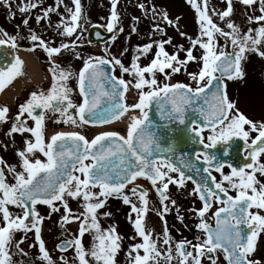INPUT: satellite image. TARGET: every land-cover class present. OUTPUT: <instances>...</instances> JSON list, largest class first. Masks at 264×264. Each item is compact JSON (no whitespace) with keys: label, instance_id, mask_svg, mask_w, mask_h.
<instances>
[{"label":"snow or ice","instance_id":"snow-or-ice-1","mask_svg":"<svg viewBox=\"0 0 264 264\" xmlns=\"http://www.w3.org/2000/svg\"><path fill=\"white\" fill-rule=\"evenodd\" d=\"M60 2L61 0H57L58 4ZM72 2L75 4V12L66 9L71 13L70 26L57 25V29H63L60 35L66 37H73L77 32L78 21L82 16L80 0H72ZM117 2L118 0H112V14L107 23V30L110 33L113 32L119 19L116 12ZM188 2L196 10L200 36L196 39L189 37L191 47L185 50L180 46L178 51L171 55L165 50V44H172L171 39L157 41L155 46L158 50L155 58L144 67H141L138 61L141 55H148L154 46L153 43L137 48L135 51L138 55L133 57L130 67H126L116 57L82 58L80 54L75 53L74 41L61 43L59 47H51L50 42H46L35 33L31 34V41L36 42V46L47 54L52 84L47 92L40 90L30 94L29 99L19 106L18 115L14 117L11 128L6 133L7 136H12L14 133L21 135L30 133L35 138V142L25 140V149L16 153L22 169L20 172L16 171V166H8L0 159V165L3 166L0 167V214L3 222V226H0V264H13L10 249L14 244L19 248V243H23V240L19 243L14 242L16 231H23L25 234L34 232L35 241L42 254L40 258L46 264H55L41 238L40 225L45 217L40 216L37 205H47L51 212L55 213L60 211V208L55 206L56 202L60 203L65 212L61 220L62 227L65 223L80 221L78 236L59 245V250L67 251L70 246L74 247L76 253L74 259L78 260V264H93V262L115 264L114 258L120 251L121 237L114 226H110L107 230L102 229L97 216L98 210L105 207L110 197L122 200L124 205H130L131 212L137 214L134 222L131 220V213L129 218L143 243L135 244L130 248L128 256L131 264H159L160 259H164L166 264H171L174 259L177 260V264H201L202 257L211 260V264H217L218 257L214 258V255L218 252L223 253L227 264H261L252 256L257 250L258 237L264 233V183L257 179V173L264 177V163L259 160L264 154V122H254L240 112L236 103L230 100L223 81L243 79L241 61L246 59V53H256L264 58V50L258 47L264 43V27L256 29L253 35L252 28H249L247 33H241L238 26L226 21V27L230 31H224L209 17L208 0H204V10H201L195 0ZM226 2V10L218 13L221 21H225V18L233 13V0ZM240 2L252 7L257 0H240ZM258 2L261 15L255 18L249 17V23H252L253 19L257 23L264 21V0ZM10 4L11 0L5 6L10 7ZM36 6L29 3L25 7H20L19 11L28 12ZM140 8L143 10L144 5H140ZM51 11L53 9L46 10L44 16L47 17ZM155 11L156 9L153 8V12ZM40 19L41 17L38 16L37 23ZM161 19L169 25L173 24L166 12L161 15ZM23 24L27 27L28 20L25 19ZM120 31L122 32L123 29L121 28ZM132 31L135 32L136 29L133 28ZM153 32L164 34V29L156 27ZM3 35L6 39H0V46L15 49L16 37H8L7 33ZM181 35L185 34L181 33ZM217 35L225 39V45L219 49V53L215 41ZM205 36L207 42L203 40ZM76 39L78 40L79 36H76ZM115 39L114 35L113 40ZM229 42L232 45L230 53L225 50ZM197 45L203 49L200 57L202 66L196 73H186L192 83L172 84L157 80V72L164 74L165 80H170L172 74L180 73L182 68L186 69L189 62H197V58L193 55V49ZM34 50V48L29 49V51ZM63 50H72L76 59H83V67L78 73L62 68L55 62L54 57H58ZM180 52H184L186 59H179ZM105 55L107 56V52ZM23 65L24 62L16 57L14 63L0 67V92L23 74ZM106 65L112 66L113 72L118 66L121 77L127 74L134 77L136 82L132 84V81L109 75L104 68ZM166 69H171V73H166ZM146 73L150 79L145 78ZM73 78L77 80L79 96L82 98L79 104L71 98L73 90L68 86V81ZM129 84H132L139 94L138 102L131 106L123 103L125 93L129 91ZM145 88L148 89L147 92L144 91ZM104 97L107 100L102 107L101 101ZM153 103L164 120L184 125L186 112L191 109L203 121V124L192 121L187 130L198 138V143L203 149L194 153L193 158L203 165L202 168L195 167L196 174L199 176L203 172L206 175L200 177L198 181L193 180L196 186L192 193L198 195L202 208H192L191 211L199 217L200 223L196 228L197 231L204 233V237L201 239L198 236L195 243L187 240L172 242L165 221L163 244L168 248L163 256L156 242L161 237H156L154 240L152 230L145 228L144 216L148 212V193L140 191L141 186L136 184V181L143 178L156 190L163 207V211L158 210L157 214L163 220L169 211L165 203L170 200L169 185L183 188L187 180L193 179L192 176L185 175L184 170L192 171L194 165L191 158L185 159V153L180 154L179 168L167 159L158 160L154 157V151L172 152L174 145L162 149L158 142L160 137L150 131L154 126L151 123L145 124L148 115L144 110ZM137 109L142 118L135 116L131 118L132 122L126 137L116 132H104L95 135L89 141L77 132H59L51 135L50 142H45V120L48 113L53 117L59 114L53 121L56 124L64 123L80 127L90 123L101 125L113 123L120 120L127 112ZM71 110H75L74 113ZM8 112L7 107L0 108V124L8 122L6 119ZM25 114L34 122V127L28 126L27 119L21 120ZM205 131L209 132L207 137L203 135ZM252 133H256L255 138L251 137ZM234 138L244 142V151L248 153L244 160L249 163L242 167L225 163L210 151L216 149L218 145L228 146ZM68 142H72V148L65 151ZM37 153L43 156L44 160L37 157ZM223 155L225 157L230 155L227 147ZM225 167L231 169L230 174L224 173ZM5 168L12 175L14 184L7 183ZM246 169L251 171L248 172ZM213 172L220 174L219 181L212 175ZM171 173L178 175L173 178ZM128 185H133L130 192L138 197L140 207L132 203L131 197L124 193ZM95 189L99 191H93ZM230 192H234L235 195H231ZM66 197L73 200L82 198L84 203L80 206L84 208V213L73 214ZM213 203L223 205L212 213L216 222L214 228L205 219L212 210ZM171 204L175 207L176 202L172 200ZM9 205L21 209V213H11ZM253 209L256 211H252ZM177 212L179 213V209ZM104 215L107 217L111 213ZM178 219L183 223V217L178 216ZM86 233L93 237L92 246L88 249L82 243ZM172 243H175V256ZM189 245L195 255L193 251L187 250ZM141 250L143 255L140 254ZM62 264L68 262L62 258Z\"/></svg>","mask_w":264,"mask_h":264},{"label":"rangeland","instance_id":"rangeland-1","mask_svg":"<svg viewBox=\"0 0 264 264\" xmlns=\"http://www.w3.org/2000/svg\"><path fill=\"white\" fill-rule=\"evenodd\" d=\"M7 3H9V0L0 2V39H6L3 34L7 33L8 37H16L17 47L25 50L35 49L30 52L36 59L40 70L45 73L48 72L50 76L51 82H44L43 87L52 83V76L48 71L50 64L47 54L42 48L36 46V42L31 41L30 37L32 33H35L46 42H50L51 47H59L61 43H72L74 41L76 44L75 53L80 54L82 58L86 59L91 56H99L108 59L116 57L120 59L126 67H130L133 57L138 55L135 50L139 47H143L145 44L153 43L154 46L147 56H140L138 63L141 67L147 66L150 61L155 58V53L158 50L155 46L157 41L170 38L172 44H165V50L171 55L176 53L180 46H183L185 50L189 49L191 45L188 38L191 37L192 39H196L201 34L200 25L197 23L198 17L196 10L188 0H118L116 12L119 19L113 30L116 39L113 40L112 38L104 44H89L88 36L93 26L101 25L107 29V23L112 14V0H80L82 16L78 21L77 32L74 33L73 37L62 36L60 32L63 29H57L58 24L70 26L71 13L66 9H71L72 13L75 12V4L72 0H61L59 4L57 0H11L10 7L5 6ZM29 3L37 6L31 8L28 12L21 13L19 8L25 7ZM195 3L201 10H204V0H195ZM140 5H144L143 10L140 8ZM153 8L156 9L155 12H153ZM226 8V0H208L207 2V13L209 17L212 19L213 23L224 31H230L226 27V21L233 22L240 28L241 33H247L248 29L252 28L254 30L253 35H255L256 29L264 27V21L257 23L255 19H253V22L249 23V17L255 18L261 15L258 0L252 7L242 4L240 0H233L232 15L225 18V21H221L218 13L226 10ZM48 9H53V11L49 12L48 16L45 17L44 13ZM164 12L167 13L168 19L173 21L172 25H169L161 19V15ZM38 16L41 17L39 23H37ZM25 19L28 20L27 27L23 24ZM156 27L164 29V34L153 32V29ZM121 28L123 29L122 32L120 31ZM133 28L136 29L135 32L132 31ZM181 33L185 35L182 36ZM76 36H79L78 40ZM203 40L207 42V37H203ZM215 41L217 44V52L219 53V49L223 48L225 45V39L217 35L215 36ZM258 47L264 50V43ZM225 50L229 53L232 51L230 42ZM106 52L107 56L105 55ZM202 53L203 49H200L197 45V47L193 49V55L197 58V62H189L186 69L182 68L180 73L172 74L170 80H165L164 74L157 72V80L161 83L172 84L178 82L184 84L192 83L186 73H196L200 70L202 66V62H200ZM245 55L246 59L241 61L242 71L244 73L243 79L225 81L226 91L230 100L236 103L237 108L240 112H243L247 118L254 122H264V58L251 52ZM179 59H186L184 52L179 53ZM54 60L62 68L70 69L73 73H78L83 67V59H76L72 50H63L58 57H54ZM22 72L23 74L16 78V84H20L22 80L29 75L24 65ZM165 72L171 73V69H166ZM115 74L117 78H123L125 81H132V84L136 82L134 77L127 74L121 77L118 66L115 67ZM145 78L150 79L147 73L145 74ZM47 80L49 79L47 78ZM132 84H129V91L126 96L128 106L138 102L139 94L138 91L132 87ZM68 86L73 90L71 98L78 104L79 97L76 92H79V89L77 80L74 78L70 79L68 81ZM15 89L18 88H12L10 92ZM16 91L17 90H15V92ZM144 91L147 92L148 89L145 88ZM129 113L137 115L138 118L141 117V113L138 109L129 111L126 115ZM58 116L59 114H57L56 117L51 116V124L45 129L46 140L49 139V134L51 132L75 130L90 141L97 135L98 129H106L113 124L104 126L82 125L80 127H74L70 124L54 123V119L58 118ZM245 128L247 130V126H245ZM117 132L123 135L125 134V130L123 129H118ZM30 136L29 134L21 135L20 138L16 137L14 140L6 139L7 142H0L1 149L8 151L6 154H11V158H9L7 164L9 166H16L17 172L22 171V169L19 166L20 161L16 153L25 149V140H30L33 143L35 142V138L32 137L33 139H31ZM37 157L44 160V157L40 156L39 153H37ZM184 187V192L191 189L189 185H185ZM124 193L130 197L132 196L128 191H124ZM183 195L187 197L186 194ZM66 200L73 214L79 215L84 213V208L80 206L84 203L82 198L73 200L66 197ZM180 200L183 201L184 207L185 203L187 204L189 202L188 199L185 200V197L180 198ZM114 202L113 197L108 198L105 207L99 209L97 212L98 220L102 229L107 230L110 226H114L117 234L121 237L119 241L120 251L114 258L115 264H131L128 256L129 250L133 245L137 244V240L142 239L135 232L132 225L133 223L130 222L129 218V214L131 213V220L134 222L137 214H132L128 207L122 204L123 202ZM55 206L60 208L59 212L52 213L47 205H37V211L41 217H45L40 226L42 229L41 238L44 241L46 251L49 253L50 258L55 261V264H62V256L58 252L57 246L61 241L72 240L74 237L78 236L80 221L65 223L62 227L61 220L65 212L59 202H56ZM8 208L13 214H18L22 211L12 205H9ZM105 213H111V215L106 217L104 215ZM70 219H72V217H70ZM164 219H166L168 234L172 238V242L179 241L181 237L177 229L183 228L181 231L186 233V227L182 226L177 220H174L172 225L171 221L167 220V216H164ZM0 226H3L2 214H0ZM147 229L153 230L154 227L149 223ZM163 234L164 231L159 233L161 239H163ZM21 240H23V243H19ZM14 242L19 243V248H16L14 244L10 249L13 264H46V262L40 258L42 254L39 252V245L35 241L34 232L25 234L23 231H16L14 234ZM92 242V235L86 233L82 238L84 247L86 249L90 248ZM75 255L76 253L73 247L63 256V260H66L68 264H78V260L74 259ZM164 263L165 261L163 264Z\"/></svg>","mask_w":264,"mask_h":264},{"label":"flooded vegetation","instance_id":"flooded-vegetation-1","mask_svg":"<svg viewBox=\"0 0 264 264\" xmlns=\"http://www.w3.org/2000/svg\"><path fill=\"white\" fill-rule=\"evenodd\" d=\"M52 83H50V85H47L46 87L43 86H32V85H24L21 90L17 91V95L14 97L13 102L8 101V99H0V108L3 107H7L9 109V112L7 114V123H2L0 124V142L6 141V139H15L16 137L20 138L21 134L19 133H14L12 134V136H7L6 133L10 130L11 125L13 123L14 117L16 115H18V110H19V106L24 104L30 97V94L34 91L39 92L40 90L43 91H47L48 88L51 86ZM49 86V87H48ZM80 103V102H79ZM78 103V104H79ZM73 113L75 110H71ZM243 113V112H242ZM244 114V113H243ZM245 115V114H244ZM51 114L48 113L46 114V120H45V129H47L50 124H51ZM27 119L28 120V126L29 127H34V122L27 117V114H25L23 117H21V120ZM209 132H205L203 133V135L205 137H207V135ZM30 133H24L23 135H27ZM256 133H252L251 137L255 138ZM32 138V136H30ZM4 139V140H3ZM233 140H236L231 146L233 149H237L239 150L240 147L243 145V147H245L244 142L234 138ZM46 142V139H45ZM207 142V141H205ZM8 151H4L1 149V145H0V159H2L6 164L9 161V158H11V154H6ZM244 157L248 155V153L246 151L243 152ZM244 157H240V159L236 162V166L237 167H242V165H245L246 163H248L249 161L244 160ZM202 159V158H201ZM261 163H264V154L261 155V157L259 158ZM8 165V164H7ZM9 166V165H8ZM0 167H3L2 165H0ZM246 171L250 172L251 169H246ZM231 169L228 167L224 168V173L225 174H230ZM77 175H79L78 173H76ZM5 175L7 177V183L9 184H14V179L12 177L11 174L8 173L7 169L5 168ZM171 175L173 176V178L177 177V173H171ZM213 176L216 177L217 181H219L221 179L220 174L213 172L212 173ZM257 179H259L262 183H264V177H261L259 173H257ZM136 184L140 185V191H147L148 196V212L147 214L144 216V225L146 223L145 228L147 229V225L150 223L154 229L152 230V238L155 240L156 237H160L159 233L161 231H164V223L166 219H161L160 215H158V210L159 211H163V207L160 204L159 201V196L157 195L156 190L151 186L150 182L147 180H144L143 178H141L138 182H136ZM185 185H189L190 186V190L187 192H184L183 189H185V187L183 188H177L175 185H169V191H168V195L170 197L169 201H166L165 203L168 205L169 211L168 213L165 215L167 216V220L171 221V224L173 225V221L177 220L181 223V221L178 219V216L183 217V223H181L182 226H185L186 224V233L182 232L181 229H177L178 234L180 235V240L179 241H175V243L181 242V241H192L193 243L196 242V238L199 236L201 239H203L204 237V233L201 231H197L196 225L198 223H200V219L199 217L196 215L195 212L191 211L192 208L195 209H200L202 208V203L199 200L198 195H194L193 190L195 188V184L192 181H187L185 183ZM184 185V186H185ZM133 185H129L127 188L124 189V191H128L130 193V195H132V193L130 192V189ZM97 192L99 191V189H95ZM94 191V190H93ZM182 192V195H181ZM177 194V196H176ZM183 194H186V196H184ZM231 195H235L234 192H230ZM185 197V200H189V202L186 204L185 203V207H184V203L182 200H180V198ZM114 203H120L122 202V200L120 199H116L114 198ZM174 200L176 202L175 207L172 206L171 201ZM131 201L132 203H135L137 205V207H140V202L138 197L135 196H131ZM123 204V203H122ZM187 205V206H186ZM128 207V209L131 211V206L130 205H125ZM219 207H223V205H219V204H215L213 203V208L212 210L206 215L205 219L207 220V222L214 228L216 226V222H215V218L212 217V213L215 212L217 210V208ZM177 209H179V213L177 212ZM252 211H256L255 209H253ZM132 214H136V213H132ZM170 219V220H169ZM133 225V224H132ZM189 227V228H188ZM157 242V248L159 250H161L162 252V256L164 255V253L166 252L168 246L163 244V239H160ZM143 240H137V244H142ZM175 243H172V248H173V255L175 256ZM262 246V247H261ZM188 251H193L194 255L195 252L193 250V248L189 245L187 247ZM140 254L143 255V251H140ZM218 257L217 259V264H227V262L224 260L223 258V253L222 252H218L214 255V258ZM252 258L259 260L261 262V264H264V233H261L260 236L258 237L257 240V250L256 252L253 253ZM165 260L164 259H160L159 264H163ZM166 264V261L165 263ZM171 264H177V260L174 259L171 261ZM201 264H211V260L207 259L206 257H202L201 258Z\"/></svg>","mask_w":264,"mask_h":264},{"label":"water","instance_id":"water-1","mask_svg":"<svg viewBox=\"0 0 264 264\" xmlns=\"http://www.w3.org/2000/svg\"><path fill=\"white\" fill-rule=\"evenodd\" d=\"M113 38V33H106L100 26H94L91 29L88 41L91 44L95 43H106L109 40ZM15 50L9 49L7 46H0V67L2 66H8L11 63L15 62L16 58ZM105 71L109 73V75H114V72L112 71V66H104ZM216 82L214 81V85ZM224 84V81H223ZM126 94V93H125ZM107 100L106 97L102 98L101 106H104V102ZM125 103V99L123 101ZM202 103V102H200ZM148 109L147 115L148 120L145 121V124L151 123L154 127L150 129L154 134L158 135L160 137V140L158 141L160 143V146L162 149H166L169 147V145H174V150L172 152H155L153 153L154 157L158 160L160 159H167L169 162H171L174 166L180 167L181 166V160H180V154L185 153V159H192V163L194 165L192 171H185V175L192 176V180H199L201 173L199 176L195 172V167H199L198 165L195 166V159L194 153L198 151H202V146L198 143V138L194 137L191 132H189L187 129L190 127L192 121H197L198 123L203 124V121L199 117V115L195 112H192L191 109H189L186 112V120L184 125H180L178 122L175 121H168L161 118V114L155 105L153 103ZM91 125H101V124H93ZM103 125V124H102ZM72 148V142H68L65 145V151ZM223 145H218L216 149L210 150L211 152L215 153L218 159L221 161H224L225 163H229L233 165V162L230 161V158L225 157L222 153ZM183 170V169H182ZM27 223V221H26ZM65 242L60 243L59 245L63 244ZM72 247L70 246L68 250H70ZM59 250V248H58ZM67 250V251H68ZM62 253H65L67 251H61Z\"/></svg>","mask_w":264,"mask_h":264},{"label":"bare ground","instance_id":"bare-ground-1","mask_svg":"<svg viewBox=\"0 0 264 264\" xmlns=\"http://www.w3.org/2000/svg\"><path fill=\"white\" fill-rule=\"evenodd\" d=\"M20 58L21 60L24 62V67L27 71V73H29V75L27 76V78H24L25 81H27L28 83L32 84L33 86L35 85H39L40 83L44 82L46 80V75L43 74V72H41L38 63L36 61V59L33 57V55H31L29 52L27 51H20ZM21 85L20 84H16V81L14 82L13 86L19 88ZM0 99H8V101L13 102L14 100V94L10 91H7L5 93H3L2 95H0ZM135 116L137 117V115L134 114H127L125 117H123L121 120L113 123L112 125H110L108 128H100L98 129V133H104V132H109V131H114L117 132L118 129H123L125 130V134L123 136L126 137L127 135V130L132 122L131 118ZM138 118V117H137ZM59 132H76V131H72V130H61V131H56V132H51L49 134V139L51 137L52 134L54 133H59Z\"/></svg>","mask_w":264,"mask_h":264}]
</instances>
